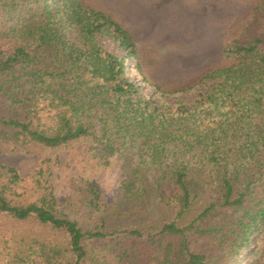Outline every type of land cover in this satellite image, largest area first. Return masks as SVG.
<instances>
[{
	"label": "trees",
	"instance_id": "1",
	"mask_svg": "<svg viewBox=\"0 0 264 264\" xmlns=\"http://www.w3.org/2000/svg\"><path fill=\"white\" fill-rule=\"evenodd\" d=\"M222 53L195 84L147 94L133 36L106 12L0 0V140L93 137L131 161L110 205L86 183L87 227L42 177L36 199L19 192L0 161V264H264V0Z\"/></svg>",
	"mask_w": 264,
	"mask_h": 264
},
{
	"label": "rangeland",
	"instance_id": "2",
	"mask_svg": "<svg viewBox=\"0 0 264 264\" xmlns=\"http://www.w3.org/2000/svg\"><path fill=\"white\" fill-rule=\"evenodd\" d=\"M81 2L87 8L112 14L114 20L131 25L140 46L143 75L135 69L129 73L142 91L154 94L158 87L160 92L188 87L212 69L228 65L230 60L223 57V46L240 32L258 0ZM119 11L127 12V16L119 19ZM109 43L117 49L113 40ZM176 96L166 94L165 98L174 100ZM116 146L113 144L111 152L104 142L93 137L54 149L37 143L21 145L0 140V161L15 167L24 179L18 187L19 192L30 200L36 199V178L32 175L42 177L51 186L63 213L87 227L99 212L87 204L86 183L96 184L103 203L110 205L117 199L119 187L129 170L130 159L126 153L116 150ZM39 171L43 174H37ZM161 192L165 196L173 194L172 182H165Z\"/></svg>",
	"mask_w": 264,
	"mask_h": 264
},
{
	"label": "crops",
	"instance_id": "3",
	"mask_svg": "<svg viewBox=\"0 0 264 264\" xmlns=\"http://www.w3.org/2000/svg\"><path fill=\"white\" fill-rule=\"evenodd\" d=\"M110 16L114 19V16L112 15V14H110ZM118 16H119V19L122 17V16H124V17H126L127 16V12L125 13V11L124 12H120L119 11V14H118ZM119 24H121L126 30H128L130 33H131V35L133 36V39H134V41H135V43H136V45H137V47H138V49L140 48V46L138 45V39H137V37H136V35H135V33L132 31V29L130 28V24L127 22V24H123L120 20H116ZM126 23V22H125ZM148 38H146V41H148L147 40Z\"/></svg>",
	"mask_w": 264,
	"mask_h": 264
}]
</instances>
